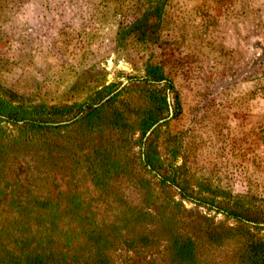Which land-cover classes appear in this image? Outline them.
<instances>
[{"label": "rangeland", "instance_id": "obj_1", "mask_svg": "<svg viewBox=\"0 0 264 264\" xmlns=\"http://www.w3.org/2000/svg\"><path fill=\"white\" fill-rule=\"evenodd\" d=\"M144 14L146 28L135 29ZM146 64L160 66L173 90L167 115L142 138L147 106L137 92L39 139L5 124L0 249L17 253V242L29 241L38 250L39 235L47 250L70 252L59 235L83 228L87 236L74 243L88 246V264H246L264 243L255 228L264 223L243 220V230L196 203L264 215V0H0V96L14 104L94 109L143 82ZM156 129L162 158L189 196L144 166ZM47 212L53 231L38 223ZM78 217L80 228L64 227Z\"/></svg>", "mask_w": 264, "mask_h": 264}, {"label": "trees", "instance_id": "obj_2", "mask_svg": "<svg viewBox=\"0 0 264 264\" xmlns=\"http://www.w3.org/2000/svg\"><path fill=\"white\" fill-rule=\"evenodd\" d=\"M145 16V17H144ZM147 16L144 14L140 23H136L135 29H145L147 26ZM145 77L143 82H130L123 89L110 96L106 102L102 105L95 107L94 109L85 108L82 109L83 104L74 106H45V105H27V104H14L13 102L0 96V144L3 139L9 137L7 135L5 124H8L11 128V132L20 135V138H25L26 140L38 139L43 137L48 133H52L53 130L57 129L61 122L69 120L67 118L77 117L80 113H83L77 122L90 121L92 119L98 118L101 113L108 109L110 106L116 108L115 102L122 96H125L127 92H137L138 98H140L143 103L147 106L142 113L140 120L137 124V131L140 132L141 138L144 137L147 131L150 130L162 117L164 114L167 115L168 105L166 102V92L167 90H173V84L171 79H169L161 67L158 65L146 64ZM120 85H110L105 89V95L110 94L115 90L116 86ZM102 92V91H100ZM99 91L96 93L97 97L94 101H99L102 95ZM90 107V106H89ZM118 118L116 122H123L125 118L121 113H118ZM54 124H57L54 126ZM158 129L154 130L150 136L146 139L145 149H144V166L149 167L150 171H154L157 175L161 176V181L164 183L171 182L176 184L180 189L181 196H189L190 191L187 190L178 183L177 175L172 177L168 168L172 166V163L166 162L159 151L157 145V138L155 133ZM11 135V134H10ZM13 136V137H17ZM1 146V145H0ZM166 184V187L170 188L172 184ZM200 198V199H199ZM196 203L200 205L209 204V208H216L217 211L237 219L241 222L243 230L244 227L243 220H251L256 223H264V215L256 214L248 215L247 210L240 208L236 205L223 203L222 201H213L208 198L199 197ZM73 198L72 197V201ZM263 213V212H262ZM53 214V213H52ZM54 215V214H53ZM49 212L42 215L38 214V223L47 222L50 226L49 230L53 231L57 226L56 218ZM84 222L81 218H75L70 221H65L64 227L70 228L72 225L81 227ZM258 230H263L264 228L255 227ZM81 236H87V231L82 228V231L77 234H72V232L66 233L64 235H59L58 239L62 245H64L70 252H55L54 250H47L45 247L46 241L44 238L38 235V250L36 248H31L30 242H17L16 248L17 253L7 252V250H2L6 244H1L0 246V264H88L87 260L91 258L92 252L86 245L85 247L78 248L75 245ZM83 237V238H85ZM93 246L95 250L93 253H100L98 247L100 242L96 240L95 236L92 239ZM8 246V245H7ZM181 250V248L179 249ZM94 264H97L94 261ZM246 264H264V243L261 242V246L258 245L257 248L252 249L246 254Z\"/></svg>", "mask_w": 264, "mask_h": 264}]
</instances>
